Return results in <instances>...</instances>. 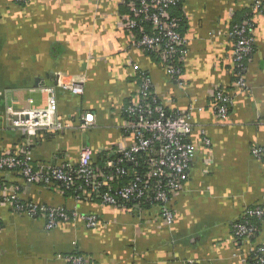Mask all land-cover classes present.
<instances>
[{"label": "crops", "instance_id": "1", "mask_svg": "<svg viewBox=\"0 0 264 264\" xmlns=\"http://www.w3.org/2000/svg\"><path fill=\"white\" fill-rule=\"evenodd\" d=\"M250 5V0H182L188 52L182 60L187 86L181 89L154 55L130 46L120 23V0H0V153L19 152L22 141L8 123L7 108L45 106V86L55 87L57 117L73 127L32 136L34 165L75 163L83 146L101 152L128 144L121 126L124 107L138 91L134 63L151 78L167 108H185L191 100L204 107L192 113L195 155L171 202V224L157 207L140 211L135 205L132 210L75 202L53 188L25 184L16 172L0 171V180L20 185L23 197L76 206L99 222L93 228L62 222L46 230L43 219L0 203V264H71L65 256L77 253L83 264H251L244 251L264 244V219L249 239L232 235L244 209L264 197V158L250 152L253 144L264 145V15H251ZM249 15L254 50L245 71L247 89L241 90L232 74L227 32L234 20ZM71 78L84 79L82 93L59 85ZM214 84L234 92L222 121L210 109L208 90ZM85 112L94 121L81 129ZM199 125L206 129L208 147Z\"/></svg>", "mask_w": 264, "mask_h": 264}, {"label": "built area", "instance_id": "2", "mask_svg": "<svg viewBox=\"0 0 264 264\" xmlns=\"http://www.w3.org/2000/svg\"><path fill=\"white\" fill-rule=\"evenodd\" d=\"M26 2V0H17ZM179 0H120L122 11L120 23L127 34L130 46L143 53L153 52L166 75L175 80L177 86L185 89L182 60L188 52L187 39L178 28L181 18L172 14ZM250 14L264 15V0H250ZM251 16L231 24L227 36L232 43L230 62L236 89L245 90L247 61L254 50ZM134 71L142 74L134 101L124 107L125 120L121 129L128 134V144L116 148L113 156L97 165V155L89 146H83L77 162L64 161L59 164L39 163L34 165L29 146L32 136L43 130L62 131L73 127L72 123L57 117L56 89L45 86L46 105L23 109L7 108L8 123L19 131L23 138L20 151L0 153V171L16 172L25 184H38L53 188L60 193L72 191L75 202L90 201L98 197L102 204L128 209L141 204L157 207L159 214L171 224L173 214L171 202L183 189L189 176L195 145L191 140L195 123L193 111H202L203 106L196 100L188 102L185 108L169 109L155 92L151 78L137 64ZM72 93L83 91L84 79L71 78L59 82ZM233 90L224 85L214 84L208 90L210 109L222 121L228 116L234 101ZM93 114L85 112L80 116L78 128L85 129L93 124ZM204 146L210 145L206 129L199 125ZM250 152L254 157L264 158V145L253 144ZM140 168L139 170H137ZM21 186L0 181V203L8 204L14 212L44 220L46 230L62 222L81 221L88 228L99 222L95 214L82 212L73 206L54 205L39 199H27L21 195ZM141 203V204H140ZM135 205V206H133ZM264 219V197L260 203L244 209L232 225V235L247 240L258 228L250 218ZM252 255L251 264H264V244L249 245L244 256ZM61 257V256H60ZM249 258V257H248ZM71 264H83L80 254L65 256Z\"/></svg>", "mask_w": 264, "mask_h": 264}, {"label": "trees", "instance_id": "3", "mask_svg": "<svg viewBox=\"0 0 264 264\" xmlns=\"http://www.w3.org/2000/svg\"><path fill=\"white\" fill-rule=\"evenodd\" d=\"M172 14L173 15H175V16H177V17H179V18H181V23H180V26H179V28H178V31H179V33L182 35V36H184V33L182 32V26L184 25V14H183V11H182V0H179L178 1V3H177V5L173 8V10H172ZM250 16V15H249ZM241 20V19H240ZM240 20H234V22L233 23H235V22H241ZM232 23V24H233ZM147 54H151V55H154L155 56V58L157 59V60H159L160 58H159V56H157V55H155V53H153V52H148ZM137 76H138V86H139V84L141 83V76H142V74H137ZM23 139V138H22ZM19 146H21V143L19 142ZM12 152H14V151H12ZM109 156H113V151L112 150H110V151H101L98 155H97V161H96V163H97V165H99V166H101L102 165V163L104 162V159L105 158H107V157H109ZM140 168H138L137 170H139ZM1 181V180H0ZM75 193H73L72 191H69V190H65V191H63V195L64 196H66V197H68V198H71L73 195H74ZM82 202H100V199L98 198V197H94V199L93 200H90V201H84V200H81ZM141 204V203H140ZM141 206H142V209H144V208H149L151 205H149V204H141ZM240 219V218H239ZM250 221L253 223V224H255L257 227H260L259 225H260V221L257 219V218H254V217H251L250 218ZM78 254V253H77ZM252 255H248V262H250V263H252V261H253V259H252V257H251Z\"/></svg>", "mask_w": 264, "mask_h": 264}]
</instances>
